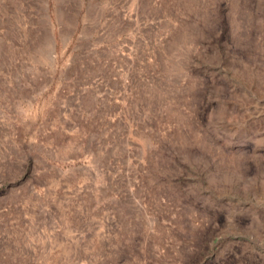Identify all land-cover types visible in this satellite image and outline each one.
Listing matches in <instances>:
<instances>
[{
	"label": "rangeland",
	"instance_id": "374dc122",
	"mask_svg": "<svg viewBox=\"0 0 264 264\" xmlns=\"http://www.w3.org/2000/svg\"><path fill=\"white\" fill-rule=\"evenodd\" d=\"M0 264H264V0H0Z\"/></svg>",
	"mask_w": 264,
	"mask_h": 264
}]
</instances>
